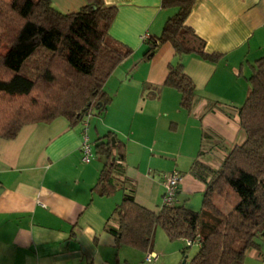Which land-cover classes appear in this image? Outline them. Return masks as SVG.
I'll return each instance as SVG.
<instances>
[{"label": "crops", "instance_id": "0c3cea01", "mask_svg": "<svg viewBox=\"0 0 264 264\" xmlns=\"http://www.w3.org/2000/svg\"><path fill=\"white\" fill-rule=\"evenodd\" d=\"M49 1L62 12L84 5V0ZM103 1L116 7L109 37L131 50L103 84L109 96L103 112L91 106L76 124L56 117L0 138V264H189L193 253L182 239L160 247L153 237L146 252L117 243L111 229L125 194L120 179L130 181L137 203L156 211L161 174L176 169L183 179L175 203L198 211L193 197L201 195L202 201L204 184L190 174V166L201 160L218 167L245 138L237 108L249 93L251 64L264 56V0L194 1L186 24L205 41L206 52L223 56L219 62L184 57L195 90L187 109L179 92L164 83L175 60L171 44L164 42L147 56L142 40L144 34H160L176 9L163 7L161 0ZM85 123L93 153L87 163L79 149ZM108 131L123 147L124 159L115 175L119 186L103 195L94 185L105 158L95 154L94 145ZM258 244L240 264H264V234ZM150 251L158 258L148 263L144 257Z\"/></svg>", "mask_w": 264, "mask_h": 264}, {"label": "trees", "instance_id": "16d2710c", "mask_svg": "<svg viewBox=\"0 0 264 264\" xmlns=\"http://www.w3.org/2000/svg\"><path fill=\"white\" fill-rule=\"evenodd\" d=\"M194 1L161 0L163 7L176 10L160 34L143 40L147 56L160 44H171L175 60L168 65L164 83L179 92L180 105L186 109L195 90L184 72V57L194 54L219 62L223 56L206 52L205 41L186 24ZM115 12L116 7L103 0H84L70 12L55 9L49 0H0V138H13L27 123L56 117L76 124L88 116L91 105L97 106L96 113L103 112L109 101L103 84L131 51L108 35ZM56 59L70 72L62 93L53 95L46 90L59 77L53 71ZM247 80L249 93L237 108L243 142L231 147L216 168L201 160L190 166V174L204 184L200 210L174 201L154 211L137 203L130 181L120 179L125 194L115 206L117 227L111 229L117 243L146 252L155 229L161 227L170 239H182L185 250L191 246L186 240L196 243L189 264H240L246 251L259 245L264 234V56L253 61ZM113 136L108 131L94 145L95 154L105 158L94 185L103 195L119 186L115 175L123 168V147ZM215 197L230 209L222 211Z\"/></svg>", "mask_w": 264, "mask_h": 264}, {"label": "built area", "instance_id": "2783aa9c", "mask_svg": "<svg viewBox=\"0 0 264 264\" xmlns=\"http://www.w3.org/2000/svg\"><path fill=\"white\" fill-rule=\"evenodd\" d=\"M148 35L144 34L142 36V40H144ZM86 126L82 132V138L80 141V152H81V161L84 163H87L90 161L92 152H91V146L88 141V137L86 134ZM183 175L176 169H173L171 171H166L161 174L160 182L163 186V194L161 198V205L162 206H171L174 204L176 193L180 188V185L182 183ZM187 244L192 245L191 240H186ZM158 258V255L155 252H147L144 261L150 263L156 261Z\"/></svg>", "mask_w": 264, "mask_h": 264}, {"label": "rangeland", "instance_id": "374dc122", "mask_svg": "<svg viewBox=\"0 0 264 264\" xmlns=\"http://www.w3.org/2000/svg\"><path fill=\"white\" fill-rule=\"evenodd\" d=\"M59 62L60 61L58 59H56V60H54V63H53V71L59 77L56 78V81H55L56 83H53L51 86L47 87L48 90H46V93L51 92L53 95L55 94V92H58V91H61V93H62V86H63V83L62 82L64 81V79L66 78V75L70 71L63 69L64 67H62L61 65L59 66V64H60ZM86 81H87V79H85V83H86ZM91 106H93V105H91ZM193 200H194L195 204L197 205L196 206L197 207L196 209H199L200 206H201V195H197V196L193 197ZM214 202L224 212H226V211H228L230 209L229 204L226 201H224L222 198H220V197H215ZM158 230L161 231L162 233L164 232L163 233L164 234L163 236H166L167 237L165 231L161 227H157L155 229L154 244H156V245H158L160 247L165 246L167 243H170V242H172V246H173V244H176V242H177L176 239H172V241H169V238L167 237L168 238L167 239L168 242H167L166 239L164 240L163 237H162V235H159V233L157 232ZM196 250H197V245H196V243H193L187 249V252L191 255ZM183 259L184 258L181 259V262L183 261Z\"/></svg>", "mask_w": 264, "mask_h": 264}, {"label": "water", "instance_id": "95a60500", "mask_svg": "<svg viewBox=\"0 0 264 264\" xmlns=\"http://www.w3.org/2000/svg\"><path fill=\"white\" fill-rule=\"evenodd\" d=\"M90 106V105H89ZM89 106L87 107V109L89 108ZM94 108H97V106L96 105H94ZM111 141H112V145L114 144V138L113 137H111Z\"/></svg>", "mask_w": 264, "mask_h": 264}]
</instances>
